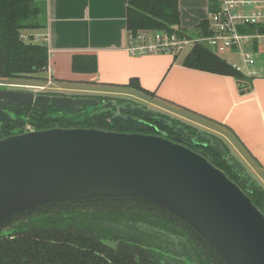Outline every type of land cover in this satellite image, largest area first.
<instances>
[{
  "label": "water",
  "instance_id": "95a60500",
  "mask_svg": "<svg viewBox=\"0 0 264 264\" xmlns=\"http://www.w3.org/2000/svg\"><path fill=\"white\" fill-rule=\"evenodd\" d=\"M140 102L0 85V103L96 108L92 114L110 111L111 118L119 120L158 118L185 139H202L200 144L223 159L239 183L206 151L162 133L27 126L0 137V228L5 229L11 216L42 206L128 196L176 214L208 242L223 264H264V212L248 195L252 187L262 188L253 172L221 136ZM156 114L177 118L196 131L189 134L183 125H172ZM12 117L0 109V124Z\"/></svg>",
  "mask_w": 264,
  "mask_h": 264
},
{
  "label": "trees",
  "instance_id": "16d2710c",
  "mask_svg": "<svg viewBox=\"0 0 264 264\" xmlns=\"http://www.w3.org/2000/svg\"><path fill=\"white\" fill-rule=\"evenodd\" d=\"M178 1L127 0V30L136 32L143 29L167 31L175 29L179 24ZM41 13V8L34 0H0V82L13 78H27L45 69L46 45L20 38L25 30L42 27L38 20ZM199 27L202 29V34L207 33V21L200 22ZM182 63L194 69L237 78L245 77L225 59L212 53L200 43L195 44L183 57ZM71 66L76 72H92L96 68L95 57L75 55ZM35 78L42 80L41 77L35 76ZM126 87L144 95L153 94L143 89L136 78L130 79ZM6 110L13 117L11 121H4V124L0 125V137L16 131L9 129L13 126L11 122L16 121L14 116L21 112L24 115L33 114L31 119L32 122L37 123L36 128L76 126L156 133L155 127L160 129L168 127L158 118L143 121L112 119L110 111L95 115L86 109L79 112L73 109L35 105H18L15 107L16 111ZM157 116L169 120L172 125L181 124L193 133L196 131L177 118L163 114ZM6 126H9L7 130ZM208 151L206 152L212 156V162L239 183L238 177L229 165L209 149ZM240 185L244 188L242 184ZM248 195L264 212V190L260 186L252 187ZM72 201L56 203L52 205L51 210L42 213L39 211L35 213V210H32L30 213L23 212L11 216L5 222V229H0V264H167L159 261L157 250L142 245L143 242L139 237L130 234L132 225L122 223V220L142 222L177 235L181 233L186 235L183 228L193 231L185 222L175 218L173 213L170 214L168 210L155 204L148 203L153 205L149 211L139 209L138 203L144 202L139 198H132L126 208L108 206L105 212L100 209L82 210L79 205L74 206L76 203ZM157 211L168 215L163 222L157 221L159 218L156 215ZM12 221H14L13 225L10 224ZM186 236L189 237V233Z\"/></svg>",
  "mask_w": 264,
  "mask_h": 264
},
{
  "label": "crops",
  "instance_id": "0c3cea01",
  "mask_svg": "<svg viewBox=\"0 0 264 264\" xmlns=\"http://www.w3.org/2000/svg\"><path fill=\"white\" fill-rule=\"evenodd\" d=\"M34 1L45 22L31 34L47 35V40H38L47 47V65L36 76L48 84L47 90L141 97L126 87L136 78L143 89L153 93L144 101L221 135L264 189V75L237 78L194 69L184 66V56L179 54L127 53V0ZM216 1L179 0L176 28L190 36L202 33L199 24L207 21ZM252 49L256 57L264 55L255 45ZM75 55L94 56L95 70L74 71ZM226 55L229 59L236 56ZM254 68L264 72V61L255 58Z\"/></svg>",
  "mask_w": 264,
  "mask_h": 264
},
{
  "label": "built area",
  "instance_id": "2783aa9c",
  "mask_svg": "<svg viewBox=\"0 0 264 264\" xmlns=\"http://www.w3.org/2000/svg\"><path fill=\"white\" fill-rule=\"evenodd\" d=\"M216 5L207 13V33L190 36L176 28L171 31L127 30L124 49L132 55H172L179 54L186 46H191V50L200 43L219 57L228 52L240 55V62L225 60L241 74L257 76L252 47L255 45L264 53V0H217ZM41 36L23 33L20 38L24 41L47 40V35ZM0 85L17 86L9 83Z\"/></svg>",
  "mask_w": 264,
  "mask_h": 264
},
{
  "label": "flooded vegetation",
  "instance_id": "af4514ba",
  "mask_svg": "<svg viewBox=\"0 0 264 264\" xmlns=\"http://www.w3.org/2000/svg\"><path fill=\"white\" fill-rule=\"evenodd\" d=\"M100 100V99H99ZM15 107H18V105H12L9 103H0V109H8L9 111H16ZM85 108L76 109L74 111L82 112V110ZM88 112H94L96 111V108L93 109H86ZM22 113V114H21ZM20 114H16L14 118H16L15 122H11L13 126L10 127L9 130L19 129L24 130L27 128V126L36 127L37 123L32 122L31 115L33 114H23L21 112ZM12 119V118H11ZM10 120H4V121H11ZM18 119V120H17ZM4 121L1 122V124H4ZM0 124V125H1ZM10 126V125H9ZM6 126V130L8 129ZM154 130L158 134H164L167 138L174 139L178 138V141L181 144H184L188 146L189 148L197 151H208L207 148L202 146L200 142L202 139H199L198 142H193L189 139H185L182 136H179L176 134V132L171 129L169 126L165 127L164 129H160L155 127ZM1 133V132H0ZM188 133H193V131L188 130ZM209 152V151H208ZM132 201V198H129L127 196H116V197H95V198H89V199H80L77 201H72L76 204L74 206L79 205L82 210H90L95 211L96 209H100L105 212V208L108 206H115V207H123L126 208L127 204ZM145 203V204H144ZM147 202L138 203V208L142 209L144 211L151 210L153 205H150ZM151 208V209H150ZM52 209L51 206H43V208H37L35 209V213L39 211V213L46 212L48 210ZM167 210V209H166ZM30 213V212H29ZM168 213V212H167ZM170 213V211H169ZM172 213V212H171ZM170 213V214H171ZM27 215V214H26ZM157 221H162L167 217L168 215L163 214V212L156 213ZM175 218L181 220L176 214H172ZM185 222V221H183ZM14 221H12L10 224L13 225ZM122 223H128L130 226V234L135 235L141 239L143 242L142 245H145L148 248H154L157 250V257L159 258V261L162 263L167 264H223L221 261L219 255L213 250V248L208 244V242L196 231L193 229V231H188V228H183L182 230L185 231L186 235L189 233V237L181 234H174L172 232L164 231L160 228L151 227L148 225H145L142 222H134L131 221H125L122 220ZM186 224V222H185ZM187 225V224H186ZM189 226V225H188ZM1 229V228H0ZM8 230V229H7ZM129 231V229L127 230ZM149 234V235H148Z\"/></svg>",
  "mask_w": 264,
  "mask_h": 264
},
{
  "label": "rangeland",
  "instance_id": "374dc122",
  "mask_svg": "<svg viewBox=\"0 0 264 264\" xmlns=\"http://www.w3.org/2000/svg\"><path fill=\"white\" fill-rule=\"evenodd\" d=\"M38 20H39V22L41 23V24H44V22H45V16H44V14L43 13H41V14H39V17H38ZM33 31H34V29H28V30H25V32H23V33H25V34H27V35H29V34H31V32L33 33ZM190 48H191V46H186L180 53H179V56L180 57H183V56H185L189 51H190ZM257 55H255V58H257V60L259 59V60H263L264 61V55L263 54H261L260 56H258V57H256ZM221 57H223L224 59H226L227 61H230V62H233V61H239L240 62V55H236L235 57H233V58H228V56L227 55H223V56H221ZM258 70V69H257ZM258 74H262V75H264V72H262V73H260L259 71H258ZM35 76L36 75H30L29 77H21V78H13V79H7V81H4V82H0V83H9L10 85H12V84H16L17 86H10V87H16V88H19L18 86H20V87H29V88H39V89H48V88H46L47 86L46 85H48V84H43V79L42 80H40V79H36L35 78ZM46 83V82H45ZM4 86H6V85H4ZM49 91H53L52 89H49ZM65 93V92H64ZM78 94H80V93H78ZM86 94V93H85ZM85 94H81V95H85ZM140 95H142L141 97H135V96H129V95H126V94H107L106 96H107V98H109V97H113V96H121V97H129V98H133V99H136V100H139V102L140 103H144V105H147V106H150V107H152V108H155V109H157V110H160V111H163L162 109H160V108H158V107H156V106H154V105H151V104H149L148 102H146V101H144L143 99H148V95H144V94H141V93H139ZM86 95H88V94H86ZM144 96V97H143ZM143 98V99H142ZM167 113V112H166ZM157 115V114H156ZM219 135V134H218ZM219 136H221V135H219ZM222 137V136H221ZM223 138V137H222ZM224 139V138H223ZM226 141V140H225ZM227 142V141H226ZM228 143V142H227ZM229 144V143H228ZM230 146V145H229ZM231 147V146H230ZM232 148V147H231ZM233 150V149H232ZM234 151V150H233Z\"/></svg>",
  "mask_w": 264,
  "mask_h": 264
}]
</instances>
